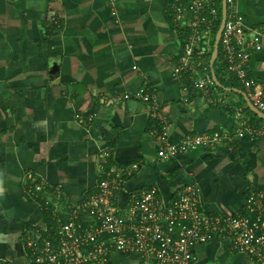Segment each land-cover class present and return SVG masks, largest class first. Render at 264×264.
I'll return each instance as SVG.
<instances>
[{"label": "crops", "instance_id": "obj_1", "mask_svg": "<svg viewBox=\"0 0 264 264\" xmlns=\"http://www.w3.org/2000/svg\"><path fill=\"white\" fill-rule=\"evenodd\" d=\"M110 2L0 0V264H29L23 236L43 222L27 192L32 180L64 205L92 193L103 170L129 171L114 193L120 207L141 189L156 188L166 202L196 182L202 210L213 215L242 212L248 191L264 185V138L234 136L241 121L264 125L242 95L221 84L212 103L173 79L183 39L172 31L168 0ZM237 8L247 27H264V0H238ZM249 72L264 85V48ZM147 88L155 89L171 142L203 132L232 139L159 160L148 106L135 97ZM196 253L195 264H256L217 238ZM110 264L141 261L114 253Z\"/></svg>", "mask_w": 264, "mask_h": 264}, {"label": "built area", "instance_id": "obj_2", "mask_svg": "<svg viewBox=\"0 0 264 264\" xmlns=\"http://www.w3.org/2000/svg\"><path fill=\"white\" fill-rule=\"evenodd\" d=\"M237 2L226 0L218 54L227 78L238 83L253 106L264 113V85L249 72L253 53L264 48V27H247ZM166 11L172 31L183 39L173 79L180 82L184 92L213 103L211 96L218 86L212 78L208 53L213 49L214 26L221 17V0H168ZM111 15L117 18L114 7ZM135 97L148 106V134L156 142L161 161L232 139L228 131L203 132L171 142L168 120L155 89H142ZM92 116L87 119L91 121ZM235 116L242 117L239 111ZM79 121L83 122L80 117ZM234 136L251 141L264 138V125L241 121ZM107 156V152L101 154L102 158ZM123 173L130 172L103 170L92 193L64 205L58 192H51L55 201L50 200L46 184L32 180L27 192L39 206L51 209L52 222L43 221L26 231L29 264H110L114 253L135 254L141 264H195L197 248L216 238L226 240L232 252L264 264V185L248 191L242 212L213 215L202 210L196 182L185 185L166 202L159 198L156 188L141 189L131 193L126 205L120 207L113 197L123 187Z\"/></svg>", "mask_w": 264, "mask_h": 264}, {"label": "water", "instance_id": "obj_3", "mask_svg": "<svg viewBox=\"0 0 264 264\" xmlns=\"http://www.w3.org/2000/svg\"><path fill=\"white\" fill-rule=\"evenodd\" d=\"M225 18H226V0H221V19H220V24L219 27L215 33V37H214V43H213V49L211 52V56H210V67H211V74H212V78L215 81L217 86L222 87L221 83L218 81L214 69L213 67V63L215 62V60L218 57V49H219V40L221 37V33L223 30V26H224V22H225ZM232 91L238 92L239 94L242 95V97L244 98V100L246 101V104L248 106V108L262 121H264V113H262L261 111H259L255 106H253V104L251 103V101L249 100V98L247 97L246 93L243 90H238L236 88H232Z\"/></svg>", "mask_w": 264, "mask_h": 264}, {"label": "trees", "instance_id": "obj_4", "mask_svg": "<svg viewBox=\"0 0 264 264\" xmlns=\"http://www.w3.org/2000/svg\"><path fill=\"white\" fill-rule=\"evenodd\" d=\"M219 8H220V3H219ZM220 19L221 17H219V20L218 22L216 23V25L214 26V32L216 33L218 27H219V24H220ZM211 52L210 51L208 53V57L211 56ZM214 69V72H215V75L218 79L219 82H221V84L224 86V87H231V88H234V87H237V84L235 83V81H230V80H226L225 77H224V74H225V67L224 65L221 64V61H220V53L218 54V57L217 59L215 60V62L213 63V67ZM211 69V68H210ZM219 90H221L220 87H218ZM246 110L252 114L253 117H255L259 122H262L261 119L257 118L255 114H253L251 112V110H249V108L246 106ZM263 123V122H262ZM38 203V202H37ZM39 204V203H38ZM40 209H41V213H42V219L44 222H46L47 224H50L52 222V219H51V209H44L42 206H40ZM25 237V236H23ZM24 240V238H23ZM24 245H25V242H24Z\"/></svg>", "mask_w": 264, "mask_h": 264}]
</instances>
